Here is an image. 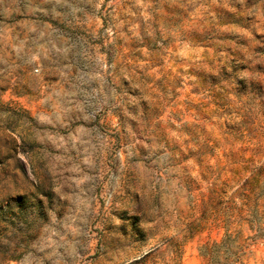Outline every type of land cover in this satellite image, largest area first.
<instances>
[{"label":"rangeland","instance_id":"1","mask_svg":"<svg viewBox=\"0 0 264 264\" xmlns=\"http://www.w3.org/2000/svg\"><path fill=\"white\" fill-rule=\"evenodd\" d=\"M264 264V0H0V264Z\"/></svg>","mask_w":264,"mask_h":264},{"label":"trees","instance_id":"2","mask_svg":"<svg viewBox=\"0 0 264 264\" xmlns=\"http://www.w3.org/2000/svg\"><path fill=\"white\" fill-rule=\"evenodd\" d=\"M240 232L235 236L228 233L219 243L202 248V255L209 264H243L244 245L238 243Z\"/></svg>","mask_w":264,"mask_h":264}]
</instances>
